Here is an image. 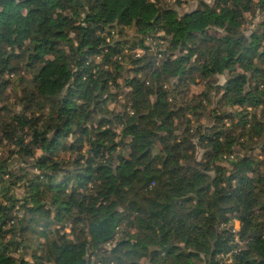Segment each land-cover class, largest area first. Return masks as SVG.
Instances as JSON below:
<instances>
[{"label": "trees", "instance_id": "trees-1", "mask_svg": "<svg viewBox=\"0 0 264 264\" xmlns=\"http://www.w3.org/2000/svg\"><path fill=\"white\" fill-rule=\"evenodd\" d=\"M166 1L0 0V142L31 166L0 160V264H264V158L253 153L264 152V20L243 31L264 0H198L183 14ZM127 45L145 52L130 58ZM127 65L118 111L109 87ZM21 70L10 108L8 75ZM196 80L225 108L196 129L199 161L183 133L202 101L175 99Z\"/></svg>", "mask_w": 264, "mask_h": 264}, {"label": "rangeland", "instance_id": "rangeland-1", "mask_svg": "<svg viewBox=\"0 0 264 264\" xmlns=\"http://www.w3.org/2000/svg\"><path fill=\"white\" fill-rule=\"evenodd\" d=\"M180 1H181V3H179V4H176L175 0H167L166 3L169 5H173L179 14H183L185 12H190V11H193V10L197 9L198 7H200V3L198 0H180ZM205 3H207L209 5H213V0H205ZM246 18H247L246 23L243 24V31L246 35H248L250 33V31L258 29V23H260L264 20V12H262L261 10H256L254 12H251L250 14H247ZM133 32H134V28H129L126 30V35H128V39L133 34ZM208 33L215 35V36H219L222 34V31L219 29H209ZM114 35H116V33ZM132 41H133V39L130 42H128V44H131ZM151 41H152L151 39L147 38V39H145L144 44L146 46L150 47V49L148 51H155L156 48L151 47V46H153V43H151ZM162 45H164V48L166 47V43H164ZM144 52H145V50L141 47H139V48L134 47V49H132L131 47H129V45H127V48L125 50V54L127 56H129L130 58H135L138 55H142V53H144ZM96 60H98V58H96ZM129 69H130V65H127L124 70H121L122 76H120L117 79V82L121 86L120 90H117L115 88V86H113V85H111L109 87V91L112 93L119 91L118 97H116L114 101L108 102V105L110 107H115V109H117L118 111L123 110L126 107V99L123 95V92H125L127 90V88L124 86L123 77L124 76L126 77L128 74H131ZM231 75H233V73L224 72L223 74L216 75L214 78H212V81L211 80H209V81H210V83H212V85H217V84L223 85L225 83L226 79L228 77H230ZM19 76H23L24 79H27L28 74H26V72L24 70H21L18 75L17 74L8 75V78L10 79L11 83L6 90L7 91L6 97L8 99L7 106L10 108L13 105L15 107H17V109L19 108V106L17 105V102H18L17 97L20 96L21 87H22V85L18 81ZM169 83H170V85H173L174 83H176V80L175 79L171 80ZM202 92H204V93L207 92L208 97L207 98L206 97L203 98L202 96L200 97V94ZM215 92H216V90L214 88L209 89L207 87V84H205V81L196 80L195 83L190 84L189 88L185 92H183V94H181V95L178 94L177 95L178 98H175L177 103H179L183 100L188 101L190 99H192L191 102L199 101V100L202 101L203 110L199 108L198 109L199 114L194 115L192 113H187L186 117L189 118L191 121V123H190L191 128H190V130H188V132H186L184 130L185 132L183 133V134H185V136L187 138H189L191 140L192 145H194V150H195L194 156H195V159L197 161L203 159V151H204L201 148V146H199V143L197 140L198 138L194 137V134L196 135V129H197L198 125H201V127H212V123H213V118H212V114H211L212 109H216L219 111L225 110L224 107L223 108L219 107L218 103L220 102L221 97H220V94L218 92H217V95H215L214 94ZM226 110H229V109L226 108ZM260 110L261 109H259L257 112H259ZM46 111H48L47 113H49V115H52V111H50L48 109H46ZM234 121L236 122L237 120L234 119ZM226 125H228V122H227V124H225V126ZM186 127H187L186 124H184L181 127V130L177 131L176 133L178 134V133L182 132L183 129H185ZM237 132H240L239 127L237 128ZM180 136L182 137V135H180ZM68 140L72 141L73 136H69ZM244 141H245L244 144H250V143L252 144L253 141H255V140L248 141V140L244 139ZM258 141L259 140L254 142V146L258 147V145H259ZM7 145L8 144L5 141L0 142V160L5 159V158L9 159V163H11L10 167L12 169L17 170V171L22 169V168L27 169V170H31V166L28 163V161L30 159H27V158H16L15 160L10 159L11 156L13 155V154L10 155L13 148L12 147L9 148ZM244 152L245 151L242 150L241 152L237 151L234 154L242 156V155H244ZM253 153H254V156L257 158V160H261L264 158V152H262L259 148H256ZM39 154H40V152L37 151L36 155H39ZM70 155L71 154L68 153L66 157L68 158V157H70ZM221 163L225 165L224 167L226 170H229L231 168V166L229 165V162L227 160H225L224 162H221ZM260 169L263 172L262 174L264 175L263 166H260ZM15 193L17 195H19L20 193H23V189L18 188L15 190ZM263 219H264V216H263ZM231 225L233 226V232L235 233L238 230L240 224L237 221V219H231ZM66 232L69 233L68 228L66 229ZM69 236L71 237V235H69ZM235 240L237 241V243H239V245H242V243L238 241L237 237H235ZM112 247H113L112 243L105 245V249H107V250H109ZM229 256H230V254H227V255L223 256V258L226 259V258H229ZM28 258H29V256H28ZM110 264H114V263H110Z\"/></svg>", "mask_w": 264, "mask_h": 264}]
</instances>
